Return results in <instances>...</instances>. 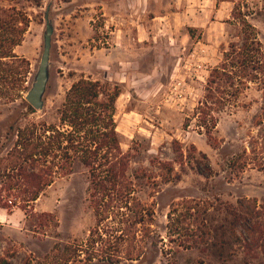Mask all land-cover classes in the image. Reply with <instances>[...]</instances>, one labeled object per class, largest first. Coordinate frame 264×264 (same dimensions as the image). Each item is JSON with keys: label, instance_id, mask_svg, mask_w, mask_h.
Segmentation results:
<instances>
[{"label": "rangeland", "instance_id": "rangeland-1", "mask_svg": "<svg viewBox=\"0 0 264 264\" xmlns=\"http://www.w3.org/2000/svg\"><path fill=\"white\" fill-rule=\"evenodd\" d=\"M173 5L172 0H0V8L14 7L28 20L22 41L13 49L22 62L13 66L21 81L9 96L0 95L2 156L16 142L10 126L24 127L32 121L59 124L58 109L75 82L117 85L122 94L115 121L122 152L129 158L128 173L143 169L157 173L159 162L175 159V141L189 161L179 181L139 193L154 210L152 236L139 260L118 264H194L199 259L207 264H264L259 250L248 251L235 243L220 256L206 245L204 231L210 223L221 222L222 205L234 206L240 199L254 200L258 207L264 204V168H256L257 160L250 155L252 138L257 148L264 147V77L248 84L216 114L212 139L206 136L211 123L200 126L195 114L207 95L210 70L230 43L239 44L236 37L244 22L255 28L264 49V0H235L229 18L221 21L225 24L212 18L219 39L210 57L218 62L207 65L201 74L204 81H197L184 67L195 47L207 43L204 28L189 27L181 16L182 5ZM47 7L54 28L50 79L44 108L36 111L25 94L42 53ZM190 14L192 19L198 15L194 9ZM180 76L186 78V90L192 95L175 99L170 90ZM237 154L246 161L242 170L230 165ZM195 162L208 164L213 175L198 174ZM260 162L264 166V159ZM88 185L85 168L76 162L26 210L18 206L11 217L0 216V256L11 264H106L97 256L88 260L86 254L90 230L96 226ZM187 203L200 209L196 219L193 210L185 209Z\"/></svg>", "mask_w": 264, "mask_h": 264}, {"label": "trees", "instance_id": "trees-1", "mask_svg": "<svg viewBox=\"0 0 264 264\" xmlns=\"http://www.w3.org/2000/svg\"><path fill=\"white\" fill-rule=\"evenodd\" d=\"M242 25L244 28L236 37L239 44L230 43L222 52L220 62L210 70L207 78V95L195 110L200 126L211 123V129H206L209 139H212L210 130L218 122L216 114L248 84L264 77V49L255 28L247 22ZM27 27L26 16L16 8H0L2 96H9L12 87L21 81L13 66L22 62L18 61L13 49L22 41ZM121 94L117 85L79 80L67 91L58 109L59 124L32 121L21 127L16 123V128L10 126L9 129L14 132L16 142L3 156L5 148L0 149V208L8 214L18 206L26 210L56 178L69 174L74 163L79 162L85 168L88 195L96 217L86 254L88 260L97 256L106 264L137 261L143 256L152 236L154 210L151 204L139 198V193L143 188L156 187L159 183L179 181L186 162L175 141V159L159 162L157 173L144 169L134 171L132 175L128 173L129 158L122 152L115 121L116 103ZM250 141V155L257 160L254 166L264 168L260 162L264 159V147L257 148L254 138ZM243 154L246 155V150ZM199 155L206 160L204 153L199 152ZM244 156L235 155L231 167L242 170L246 166ZM186 163L188 165L189 161ZM193 169L206 178L213 175L208 164L202 166L195 162ZM185 209L194 211V219L201 212L191 203H187ZM220 209L221 222L217 226L210 223L204 228L208 239L206 245L216 248L223 256L226 247L235 243L248 251L259 250L264 259V204L258 207L254 200L240 199L236 205H222ZM0 264L11 263L6 256H0ZM194 264L207 263L199 259Z\"/></svg>", "mask_w": 264, "mask_h": 264}, {"label": "crops", "instance_id": "crops-1", "mask_svg": "<svg viewBox=\"0 0 264 264\" xmlns=\"http://www.w3.org/2000/svg\"><path fill=\"white\" fill-rule=\"evenodd\" d=\"M174 3L173 7L176 5L177 7L182 5L183 12L181 14L182 17H186V21L190 23L191 28H204V34L203 39L208 43L211 44L207 45V43H203L202 45L205 48L206 51V61L207 65L214 63V59L210 57L213 55V53L216 51L215 45L217 43V40L219 39V33L217 32L218 26L214 25L212 18L219 19L220 22H217V24H225L224 22H221L225 19H228L230 16V13L232 11V6L235 4V0H172ZM197 12V17H194L193 19L192 10ZM210 17V18H208ZM166 17H163L164 19ZM209 24V27L207 25ZM213 26V27H212ZM216 31V33H215ZM206 37V39H205ZM216 41V42H215ZM198 43H201V41L198 40ZM211 52V53H210ZM211 54V55H210ZM218 62V61H217ZM215 62V63H217ZM213 65H216V64ZM1 209V208H0ZM0 216L1 217H11L10 214H6L4 212V209H1Z\"/></svg>", "mask_w": 264, "mask_h": 264}, {"label": "water", "instance_id": "water-1", "mask_svg": "<svg viewBox=\"0 0 264 264\" xmlns=\"http://www.w3.org/2000/svg\"><path fill=\"white\" fill-rule=\"evenodd\" d=\"M44 21L42 53L31 86L25 94L26 102L36 111H41L44 108V96L50 79L51 37L54 28L49 19V7L45 10Z\"/></svg>", "mask_w": 264, "mask_h": 264}, {"label": "built area", "instance_id": "built-area-1", "mask_svg": "<svg viewBox=\"0 0 264 264\" xmlns=\"http://www.w3.org/2000/svg\"><path fill=\"white\" fill-rule=\"evenodd\" d=\"M205 54V48L198 45V47H195V49L188 55V60L186 61V65L184 66L187 73L194 74L193 77H195L197 81L205 80V78L202 76L206 72L207 68ZM186 85V78L181 76L176 78L170 90V96H173L175 99H182L185 98V96L188 94L192 95L191 91L187 92Z\"/></svg>", "mask_w": 264, "mask_h": 264}]
</instances>
